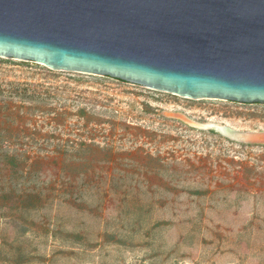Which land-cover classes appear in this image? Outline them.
<instances>
[{
	"label": "rangeland",
	"instance_id": "rangeland-1",
	"mask_svg": "<svg viewBox=\"0 0 264 264\" xmlns=\"http://www.w3.org/2000/svg\"><path fill=\"white\" fill-rule=\"evenodd\" d=\"M8 82L52 86L43 109L58 114L28 128L18 116L0 118L6 135L48 140L29 151L48 183L38 210L0 193V264H264V105L185 99L0 58V85ZM81 107L99 112L96 132L75 116ZM212 126L248 142L199 132ZM88 138L111 145L114 162L90 173L98 194L69 201L61 178L78 175L60 170L55 145ZM120 173L122 191L110 190L108 177ZM5 183L0 191L11 190Z\"/></svg>",
	"mask_w": 264,
	"mask_h": 264
},
{
	"label": "water",
	"instance_id": "water-1",
	"mask_svg": "<svg viewBox=\"0 0 264 264\" xmlns=\"http://www.w3.org/2000/svg\"><path fill=\"white\" fill-rule=\"evenodd\" d=\"M0 58L264 105V0H0Z\"/></svg>",
	"mask_w": 264,
	"mask_h": 264
},
{
	"label": "trees",
	"instance_id": "trees-1",
	"mask_svg": "<svg viewBox=\"0 0 264 264\" xmlns=\"http://www.w3.org/2000/svg\"><path fill=\"white\" fill-rule=\"evenodd\" d=\"M52 95L53 87L50 85L20 84L17 82H8L5 85H0V118H10L14 124L16 122L15 117L18 116L26 123L24 127L28 128L30 123L35 122V119L41 115H46L47 113L58 114L51 113L49 110L45 112L46 110L43 109L54 99ZM98 115L99 112L91 108L87 110L85 107L78 108L75 112L77 118L86 119L84 128L88 134L96 132V129L100 126V123L91 122ZM32 127L34 129V126ZM199 132L216 135L212 130ZM39 140L48 143L45 137L38 139L28 136L6 135L3 130L0 132V183L7 184L5 182L12 181L11 185H9L11 193L2 188L0 191V193H3L1 197L6 198L10 194L15 195L17 202H27L30 204L29 208L34 211L38 210V202L44 199V195L48 191L46 190L48 188L47 181H42L41 176L38 174L39 171L33 168L38 166L39 161L36 158L32 160L29 152L36 147ZM227 142L232 143L231 141ZM44 145L48 146L47 144ZM51 145L49 144V147ZM65 145L63 149L59 148L63 147L61 144L55 145L54 156L58 160L60 170H70V173H76L78 182L76 183V180L67 176L62 177L61 183L63 184L59 186L61 187L60 189L66 195V199L73 202L84 201L88 197L95 196L99 193V186H95L92 181L99 177H93L90 173H94L95 167L99 165L105 166L107 163L114 162L111 145L105 143L101 146L100 143L93 142L91 138H88V140L78 139L77 141H70ZM238 146L251 147L252 145L238 144ZM45 158H47L46 155ZM125 179L126 177L121 173L109 176L108 188L113 191L117 189L122 191L123 187H121L122 185L119 182H123ZM54 183H57L56 178H54ZM4 184L2 187H4ZM55 191L56 189L53 190V192Z\"/></svg>",
	"mask_w": 264,
	"mask_h": 264
},
{
	"label": "bare ground",
	"instance_id": "bare-ground-1",
	"mask_svg": "<svg viewBox=\"0 0 264 264\" xmlns=\"http://www.w3.org/2000/svg\"><path fill=\"white\" fill-rule=\"evenodd\" d=\"M212 127L216 128V129L219 130L220 132L222 131V132H224V134L228 135V134L225 132V129H226L225 127H223V126H212ZM218 127H223V128L220 129V128H218ZM230 128H231V127H230ZM228 136H231V135H228ZM237 138H239V139L245 141L247 137H246V135H245L244 133H242V134H239Z\"/></svg>",
	"mask_w": 264,
	"mask_h": 264
}]
</instances>
